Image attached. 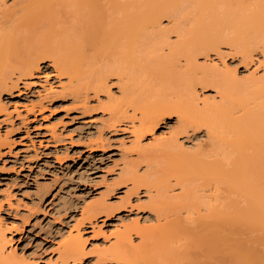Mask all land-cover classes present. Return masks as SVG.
Listing matches in <instances>:
<instances>
[{
    "label": "bare ground",
    "instance_id": "bare-ground-1",
    "mask_svg": "<svg viewBox=\"0 0 264 264\" xmlns=\"http://www.w3.org/2000/svg\"><path fill=\"white\" fill-rule=\"evenodd\" d=\"M6 1L0 0V112L6 109L2 92L16 87L22 76L34 77L41 63L48 61L58 76L76 81L71 87L76 96L82 88L92 87L95 93L103 90L116 99L112 107L119 109L116 112L126 113L130 107L133 117L124 127L131 129L135 142L176 116L173 131L160 137L161 146L172 152L167 154V172L163 169L159 176L150 160L141 173L137 167L125 171L131 192L148 193L147 203L158 213V223L147 228L135 218L119 227L107 246L93 250L97 264L111 260L133 264L137 256L153 260L157 247L165 251L158 264H173L166 253L171 249L168 236L177 224L167 216L161 222L159 217L166 207L190 203L167 193L172 177L180 185L206 177L241 190L245 203L233 201L231 211L212 213L214 218L227 217L235 229L223 233L216 219L208 246L225 252L234 264H264V249L244 237L241 229H260L256 240L264 245V77L242 80L224 60L236 53L247 61L258 49L264 57V0H12L9 5ZM87 71L93 77L80 84ZM112 76L120 98L111 92ZM199 86L216 88L225 102L200 99ZM201 128L206 140L197 142L194 150L185 148L180 137L189 138ZM222 128H229L233 137L221 135ZM1 136L0 147L10 148V137ZM222 141L232 147V156L220 149ZM220 150L225 152L222 157ZM126 194L123 205L132 206L130 193ZM101 208H84L82 220L57 243L56 256L44 263L82 264L88 254L84 221L95 236L105 237V228L93 221ZM5 225L0 214V264H35L10 246V228Z\"/></svg>",
    "mask_w": 264,
    "mask_h": 264
},
{
    "label": "rangeland",
    "instance_id": "rangeland-1",
    "mask_svg": "<svg viewBox=\"0 0 264 264\" xmlns=\"http://www.w3.org/2000/svg\"><path fill=\"white\" fill-rule=\"evenodd\" d=\"M12 2L7 0L6 4ZM213 59L222 65L218 58ZM224 60L229 68H236L242 80H249L253 75L264 77V57L260 49L247 61L236 53L227 54ZM91 77L89 71L83 73L80 84H85ZM17 83L16 87L1 94L6 109L0 112V135L10 137L11 147H0V214L5 226L10 228V246L15 247L18 255L35 264H45L49 257L54 258L57 243L82 220V210L88 205L103 207L95 212L93 221L102 224L105 237L95 236L94 230L84 221L88 254L82 264H97L93 250L107 246L113 232L135 218H140V225L147 228L156 225L158 213L148 205V193L143 190L131 192L128 189L131 182L126 180L125 171L137 167L141 173L150 160L154 166L152 170L159 176L165 173L164 170L167 172L168 155L172 152L161 146L160 137L173 131L176 116L167 118L138 143L133 141L131 129L127 128L133 117L130 107L126 113L116 112L119 109L112 108L115 98H109L103 90L95 93L92 87L82 88L76 96L71 89L76 81L69 83L68 76H58L48 61L41 63L40 71L34 77L22 76ZM50 83L54 85L52 88ZM109 84L114 96L120 98L115 76L110 77ZM62 85L66 87L62 88ZM197 90L200 99L207 98L211 103L225 102L214 87L199 86ZM84 95L88 98L86 101L82 98ZM203 129L197 135L189 133V138L180 137L184 147L194 150L197 142L206 140ZM220 133L227 138L233 137L229 128H222ZM221 143L220 149L225 148L222 150L232 156L229 143ZM225 152L218 151V157ZM168 184V194L176 195L182 203H190L186 207H166L159 217L161 222L167 216L177 224L176 231L168 236L172 237L171 249L166 253L172 257L173 264H234L222 250H212L208 238L216 219L221 221L223 233L235 229L227 217L214 218L212 213L214 210L227 211V208L231 211L233 201L245 203L244 193L230 189L224 181L206 177L183 185L177 184L172 177ZM126 193H130L132 206L123 205ZM107 205H112L110 210L104 208ZM241 229L244 237L264 249V245L256 240L260 229L249 226ZM133 236L134 242H138L137 235L133 233ZM154 252L156 260L137 256L133 264L160 263L165 251L157 247ZM99 264L126 262L111 260Z\"/></svg>",
    "mask_w": 264,
    "mask_h": 264
}]
</instances>
